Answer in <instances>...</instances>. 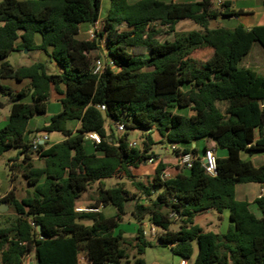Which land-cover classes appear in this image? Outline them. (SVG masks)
I'll list each match as a JSON object with an SVG mask.
<instances>
[{
	"label": "trees",
	"instance_id": "1",
	"mask_svg": "<svg viewBox=\"0 0 264 264\" xmlns=\"http://www.w3.org/2000/svg\"><path fill=\"white\" fill-rule=\"evenodd\" d=\"M109 1L98 36L114 66L100 74L93 73L90 56L97 42L79 35L82 24L100 20L103 0L0 1V92L10 104L0 156L20 150L22 159L11 162L29 188L22 198L14 188L0 195V205L13 211L0 214V264H24L29 253L36 264H130L126 246L135 251L134 264H145L142 256L153 244L144 234L146 220L159 229L152 237L188 264H264V197L254 201L260 215L235 197L240 184H264V165L242 157L264 153V74L241 66L254 43L264 49V26L211 27L220 18L240 16L231 2L219 10L212 0ZM182 20L198 30L177 31ZM163 30L173 39L159 40ZM24 50L44 52L59 70L49 72L46 62H7ZM53 92L61 112L29 130L33 118L47 113ZM4 105L0 101V109ZM175 108L192 114H176ZM118 123L127 130L122 137L115 135ZM137 130L141 149L128 143L129 132ZM155 132L176 145V158L181 152L200 159L193 147L200 140L214 141L227 156L217 158L215 177L195 161L164 179L167 165L158 161L146 185L138 180L142 167L161 158ZM35 133H59L64 140L33 151ZM89 133L101 142L86 140ZM110 179L130 181L136 193L123 184L107 187ZM94 185L87 209L98 211L77 212ZM108 205L116 208L115 216L100 210ZM128 210L138 224L130 240L117 230ZM208 211L228 212L225 232L204 231L195 223Z\"/></svg>",
	"mask_w": 264,
	"mask_h": 264
},
{
	"label": "rangeland",
	"instance_id": "2",
	"mask_svg": "<svg viewBox=\"0 0 264 264\" xmlns=\"http://www.w3.org/2000/svg\"><path fill=\"white\" fill-rule=\"evenodd\" d=\"M163 1L169 2L170 0H163ZM179 1L180 2H192L196 0H179ZM212 1H215V0H212ZM254 1L255 0H231V3L236 12H241V10L244 9L246 6L252 5ZM109 4H110L109 0H103V10L101 13V18H100L101 29L103 28L102 19L106 13L107 8L109 7ZM241 15H242V12L240 16ZM217 26H220V24L215 21L211 22V27H217ZM88 29L89 27L87 24H82L81 26L82 31L79 35L80 39L89 40ZM176 30L179 32H186V31H191V30H198V27L190 20H182L178 23ZM173 36H174L173 34H169L168 30H163L162 34L159 36V40L161 41L172 40ZM38 37L40 38V36ZM103 48L105 49V45L104 43H101L99 44V48L97 50H94L90 54L92 62L95 61V59L99 57V55L102 53ZM255 48L261 49L262 47L258 43H256ZM135 52L147 54L149 53V50L146 48H137ZM41 56L45 59L46 54L42 51L28 52L27 50H24L23 52L12 53L7 58V62L13 67L29 66L33 63L41 61ZM46 60H48L47 57H46ZM46 63H47V68L49 72L55 73L59 70L56 63L51 62L49 60ZM241 65H244V61L242 62ZM0 97H3V94L1 92H0ZM1 102L2 103L4 102V98L1 100ZM172 111L176 114H180L184 116H190L192 114V112L188 108H175ZM9 112H10V105L8 104H5L4 107L0 109V130L7 124V118L9 116ZM60 112H61L60 102L54 99H50L48 103L47 113L45 115H41V116H37L33 118L29 122L28 129L33 131L36 127L42 126L44 123L49 122L50 118L53 115H56ZM139 133L140 131L138 130L134 132L130 131L128 135V141L138 140L140 136ZM57 135L58 134L50 136L51 141L48 143V145H51L53 143ZM115 135L119 136L117 132H115ZM28 137L29 136H27V138ZM153 138L156 141V145L154 146V149L156 152H158L160 149L163 148L164 153L167 157H171V158L174 157V153L171 149L170 143L161 141V138L157 132L153 134ZM197 144L200 148L202 147V141H198ZM19 151L20 150L17 148H12L8 150L7 152H5L2 156H0V195L1 196H5L12 188L16 190L19 198L25 197L27 195L28 186L23 178L21 169L19 168V166L14 165V163L11 162V160L17 157H19L20 160L22 159V157L19 155ZM220 151L222 150L220 149ZM225 152L227 153L226 150ZM20 162L21 161H17V164ZM34 162L36 166H41L43 163L38 158H35ZM146 169L147 167H145V170ZM153 175H154V172L147 170L146 172L143 173V175L140 176L138 180L148 185L151 182ZM117 184H123L125 189L129 190L131 193H136V190L133 188L131 182L126 179H110V180L105 181V185L107 187L115 186ZM95 190H96V185H94L92 189L86 195L82 197L78 207L87 209L89 207V204L93 203L94 201L93 199L95 198ZM101 210L103 211L105 216L108 218L115 216L117 213L116 208L112 205L102 207ZM12 213H13L12 209L8 207L6 212L0 213V214L11 215ZM204 214H207V212ZM209 220L211 221L208 222ZM199 221L201 222V225L208 230L212 229L213 231H217V232L225 231L224 230L225 228L221 229V225L219 221L217 222L214 219L212 220L206 215L205 217H201ZM144 224H145L144 229L148 232L147 238L153 242V244L145 250V253L142 256V258L145 261V264H180L182 259L179 256L174 255L170 247L159 243L155 237H152L150 235L149 221L146 220ZM137 228H138V224L128 210L126 215L123 217V220L120 222L117 230L123 231L124 237L130 240L136 236ZM177 229H178V225H174L173 230H177ZM155 230L159 232V229L155 228ZM126 247H127V253H128V261L131 262L130 264H134L135 263V260H134L135 251L133 250L131 246H126ZM195 250L197 253V246H195Z\"/></svg>",
	"mask_w": 264,
	"mask_h": 264
},
{
	"label": "crops",
	"instance_id": "3",
	"mask_svg": "<svg viewBox=\"0 0 264 264\" xmlns=\"http://www.w3.org/2000/svg\"><path fill=\"white\" fill-rule=\"evenodd\" d=\"M177 1H179V0H177ZM223 2L224 3L225 2H231V0H223ZM263 2H264V0H255L252 5L246 6L244 9L241 10V12H242L241 16L230 17V18H220L217 21V23L220 24V27H224L227 29H235L236 27H238L240 25L244 26L246 29H251V28L256 27V26H264V3ZM232 9L235 10L233 8V6H232ZM88 27L90 29L89 25H88ZM40 40L41 39L37 36L38 43L40 42ZM255 46H256V43H254V45L252 46L250 53L242 60V62L244 61V65H241V66L247 67V68H252V69L256 70L258 73L264 74V49L263 48H261V49L255 48ZM46 57L44 59L41 56V61H39V62H47L48 60H46ZM242 62H241V64H242ZM3 98H4V102H5V103L4 102L3 103L10 105L8 103L9 98L7 96L3 95V97H0V101ZM59 98H60V96H58L55 92H53L51 99H54L57 101ZM39 127L40 126L36 127L35 129H37ZM55 134H58V135L55 137V140L53 141L52 144L59 143V142L64 140V137L59 133H54V134H52V136ZM139 135H141V132L139 133ZM50 141H51V139H50ZM200 141H202V147L201 148L197 144L198 141L195 144H193V147H196L198 149V156L200 158L203 157L206 149H211L214 152L216 158H225L227 156V153L225 152V150L219 148L214 141H212V140H200ZM220 149L222 151H220ZM158 152L159 153L161 152L160 153L161 158H159L158 161H163V163H165L167 165L166 170L171 175L175 174L177 172V165H176L177 163H176L175 155L173 158L167 157L164 153L163 148L160 149ZM242 157H243V159H250L256 166L264 165V153L259 154V155H255V156L250 157V158L246 154H243ZM145 167H147L146 170H145ZM147 170L154 172L155 166H153V167H151L150 165L143 166L141 175H143V173L146 172ZM262 190H264V184H259V183L240 184L236 187L235 197H236L237 201L248 202L251 205L252 211L254 213H256L257 215H260L257 208L254 206V201L256 199L260 198ZM78 208H81V207H78ZM101 209L102 208H100V210ZM205 215L208 216L212 220L214 219L217 222L219 221L220 225H221V229L225 228L224 230L226 231L227 228L229 227L230 221H229L228 212H224L222 215H218L214 211H208L207 214L198 215L195 219V223L198 224L199 226H201L204 231H213L212 229L208 230L201 225V222L199 221V219L201 217H205ZM210 221L211 220H209L208 222H210ZM150 225L151 224L149 223V227H150ZM144 227H145V224L143 223V228ZM225 231H222L221 233H223ZM157 232L158 231H156V233ZM214 232H217V231H214Z\"/></svg>",
	"mask_w": 264,
	"mask_h": 264
},
{
	"label": "built area",
	"instance_id": "4",
	"mask_svg": "<svg viewBox=\"0 0 264 264\" xmlns=\"http://www.w3.org/2000/svg\"><path fill=\"white\" fill-rule=\"evenodd\" d=\"M215 8L222 10L223 6H224V2L222 0H215L213 1ZM103 26V23H102ZM103 28L101 29L100 26V20L95 22L94 24H92L90 26V29L88 30V36H89V40L90 41H96L98 44V48H99V44L104 43L105 45V41L104 39H101L98 34L100 32H102ZM108 54V50L106 48L105 45V49L103 48L102 53L99 55L98 58L95 59V61L92 62V69H93V73L94 74H100L104 68H106L107 66H111L113 67V63L106 59V55ZM101 110H104L105 107L102 106L100 107ZM116 132L119 134V137H122L125 133H126V127L121 124L118 123L116 126ZM86 140H91L96 142L97 144H99L101 142V138L98 134L96 133H89L86 134L85 136ZM31 146H32V150L33 151H39L42 148H46L48 146V143L50 142V136L47 133H35L31 136ZM129 147L130 148H138L141 149L142 148V139L136 140V141H129ZM172 151L176 150L177 147L176 145H172L171 146ZM195 161H200L202 163L203 168L205 169V171L207 172L208 175L215 177L218 173L217 170V158L214 154V152L211 149H206L204 152V155L202 158H198L197 156H194L190 153H181L179 154V156L176 158V165L177 167H181V168H185V169H190ZM158 163V160L156 158H150L147 161V165L150 166H155ZM171 176V174L166 170L164 172L163 178L167 179ZM264 196V190L261 191V197ZM77 212H93V211H98V210H94V209H84V208H77L76 209ZM155 226H153L152 224L150 225V235L154 236L156 234V230H155ZM144 234L147 235L148 232L146 230H144ZM34 255L33 253H29L26 255V258L24 260V264H36L35 263V259L33 258ZM180 264H188L187 261L182 260Z\"/></svg>",
	"mask_w": 264,
	"mask_h": 264
},
{
	"label": "water",
	"instance_id": "5",
	"mask_svg": "<svg viewBox=\"0 0 264 264\" xmlns=\"http://www.w3.org/2000/svg\"><path fill=\"white\" fill-rule=\"evenodd\" d=\"M161 153V152H160ZM159 153V154H160ZM8 209V205H6V204H2V205H0V213H4V212H6V210ZM38 231L39 232H41V227H38Z\"/></svg>",
	"mask_w": 264,
	"mask_h": 264
}]
</instances>
